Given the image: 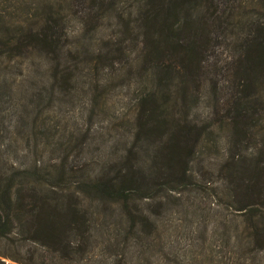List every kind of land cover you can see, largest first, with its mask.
I'll return each mask as SVG.
<instances>
[{
	"label": "trees",
	"instance_id": "16d2710c",
	"mask_svg": "<svg viewBox=\"0 0 264 264\" xmlns=\"http://www.w3.org/2000/svg\"><path fill=\"white\" fill-rule=\"evenodd\" d=\"M119 1L12 0L13 11L26 6L30 14L22 25L0 23V86L6 85L2 74L10 60L45 61L47 94L29 96L32 110L52 94L63 99L81 90L83 73L96 67L111 79L142 73L149 80L133 104L122 160L106 164L88 184H54L57 174L48 178L53 184H38L47 175L39 167L29 173V184H21L24 172H0V264H264V202L257 200V159L264 148L256 150L254 161L239 156L257 124L251 92L264 88V0L254 3L262 17L250 20L240 15L243 0H131L128 9ZM108 15L119 29L116 38L90 43L80 36L66 43L70 17L94 33V22ZM228 35L238 43L230 72L226 67L220 74L233 81L223 105L230 161L235 160L224 164L223 173L227 190L237 196L236 214L173 219L152 206L164 205L156 202L157 193L178 196L188 177V161L203 133L185 109L203 76L210 43ZM180 226L179 236L159 234Z\"/></svg>",
	"mask_w": 264,
	"mask_h": 264
},
{
	"label": "rangeland",
	"instance_id": "374dc122",
	"mask_svg": "<svg viewBox=\"0 0 264 264\" xmlns=\"http://www.w3.org/2000/svg\"><path fill=\"white\" fill-rule=\"evenodd\" d=\"M11 1L0 0V23L24 24L30 8L27 11L25 6L24 12L21 11L24 8L13 11ZM27 2L34 5L33 0ZM119 2L123 4L122 8L128 9L131 0ZM243 2L240 15L244 19L262 17L263 11L254 4L255 0ZM114 24L115 18L108 15L94 22L97 28L94 33L85 32L90 28L86 29L79 18L70 17L64 27L70 36L66 43L73 45L80 36L90 43L105 41L110 36L116 38L115 33L119 29ZM236 28L234 32L237 33ZM237 43L235 36H219L205 53L203 76L193 89V100H188L185 109L189 119L202 129L203 137L193 158L188 161V177L184 185H180L179 195L157 193L156 202L164 205L152 206L154 212L173 219L227 218L236 214L233 208L237 205V196L227 190L228 181L223 173L228 170L224 164L235 160L230 161L229 131L225 126L227 113L223 105L233 81L227 73L220 72L226 67L230 72L229 60ZM10 61V68L2 74L6 85L0 86V172L9 169L24 172L26 181L21 184H29L33 179L28 178L29 173L34 167H39L38 171H45L47 175L45 179H39L38 184H53L48 178L56 174L59 179L54 184H88L89 176L99 174L106 164L122 160L121 153L130 142L132 129L129 118L133 104L149 85V80L142 78V73H132L128 79L118 80L100 76L96 67L93 72L83 73L81 90L73 91L63 99L52 94L51 101L45 99L39 109L32 110L29 96L37 91H41L43 97L47 94L45 61L41 58ZM144 67L147 69L148 64ZM251 95L257 110L253 116L257 124L253 139L240 145L239 156L246 162L252 159L256 150L264 148V88L251 92ZM35 112H38V118L32 123ZM259 154L257 165L262 171L258 186L261 192L256 199L264 202V151ZM139 162L143 164L142 160ZM150 203L152 201H148ZM174 233L181 235L183 228L159 231L161 236L168 237Z\"/></svg>",
	"mask_w": 264,
	"mask_h": 264
}]
</instances>
